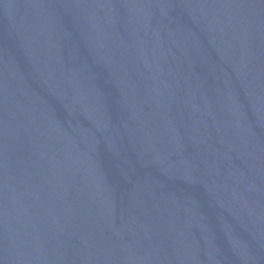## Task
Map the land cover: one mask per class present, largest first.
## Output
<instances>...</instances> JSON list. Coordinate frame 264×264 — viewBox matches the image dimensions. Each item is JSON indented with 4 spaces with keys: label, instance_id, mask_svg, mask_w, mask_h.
Masks as SVG:
<instances>
[{
    "label": "water",
    "instance_id": "water-1",
    "mask_svg": "<svg viewBox=\"0 0 264 264\" xmlns=\"http://www.w3.org/2000/svg\"><path fill=\"white\" fill-rule=\"evenodd\" d=\"M0 264H264V0H0Z\"/></svg>",
    "mask_w": 264,
    "mask_h": 264
}]
</instances>
